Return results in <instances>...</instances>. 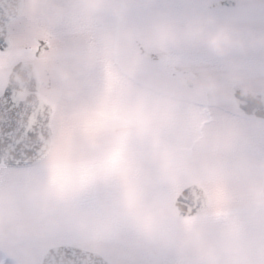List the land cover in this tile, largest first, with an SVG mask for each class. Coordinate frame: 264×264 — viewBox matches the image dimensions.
I'll use <instances>...</instances> for the list:
<instances>
[{"label":"rangeland","instance_id":"374dc122","mask_svg":"<svg viewBox=\"0 0 264 264\" xmlns=\"http://www.w3.org/2000/svg\"><path fill=\"white\" fill-rule=\"evenodd\" d=\"M153 1L134 0L130 26L147 30L161 12L174 17L200 12L264 35V13L243 8L176 11L172 6L157 10L149 6ZM184 1L185 5L198 3ZM11 29L12 46L0 52V91L12 66L23 60V47L38 30L56 40L57 52L83 50L90 63L78 70L70 55L56 54L54 65L65 63L76 74V88L69 94L64 82L52 74V88L45 95L53 107L49 154L28 167L0 165V264H39L44 250L58 244L97 251L111 264H207L200 248L216 242V225L232 226L245 240L244 264H264V195L249 190L247 168L264 163V120L242 114L223 82L233 78L260 88L264 46L220 56L205 45H147L137 39L138 45L125 42L119 55H111L102 40L103 24L80 18L52 27L35 16L31 0H25ZM140 46L161 61L145 57ZM173 67L215 80L217 89L208 104L205 92L182 87L173 76ZM169 94L181 97L182 102L169 107L163 103ZM137 105L139 114L152 115L149 128L135 123ZM124 117L133 121L128 154L137 169L143 200L133 209L127 229L113 222L123 219L126 212L122 182L102 174L84 185L78 182L79 166L102 158ZM93 120L100 121L99 126H90ZM208 165L214 173L207 170ZM61 169L68 177L63 189L54 183ZM252 176L263 179L264 170L255 168ZM189 183L204 186L209 197L216 193V198L198 214L178 217L173 199ZM218 191L231 193V198L223 195L218 200ZM49 202L58 209L59 225L40 219L43 205ZM142 208L155 219L153 232L143 230L136 219ZM193 222L208 229L205 239L199 245L183 246L178 237Z\"/></svg>","mask_w":264,"mask_h":264},{"label":"clouds","instance_id":"9594fccd","mask_svg":"<svg viewBox=\"0 0 264 264\" xmlns=\"http://www.w3.org/2000/svg\"><path fill=\"white\" fill-rule=\"evenodd\" d=\"M33 12L36 17L47 21L49 26L65 22L69 19L85 18L96 21L105 26L102 33L107 51L111 55H119L125 42L142 40L147 45H173L180 47L184 44L205 45L212 52L220 56H228L234 51L246 52L250 47L264 46V35L255 32L245 31L238 27L232 20H219L213 15L206 16L203 13L195 12L174 17L167 12L159 13L147 30H141L129 25V15L134 0H31ZM58 56L70 55L72 63L78 70L85 69L90 63V56L83 50L72 49L57 52ZM42 78H46L48 72H53L66 85L69 94H73L76 83V74L70 70L65 63L52 66L39 65L33 69ZM193 83L200 92H215L217 85L214 79L204 76L201 79H194ZM182 102V98L169 94L164 97L163 103L169 107H175ZM136 106L135 123L138 126L149 128L153 117L151 114L141 115ZM207 142V138H205ZM210 173H214L213 166H206ZM249 172L248 188L251 192L264 195V179L252 176V170L258 168L264 170V163L247 166ZM225 198H231V193H223ZM216 193L209 199L214 200ZM58 209L54 203H45L40 213L41 221L59 225L57 215ZM136 219L141 228L146 232H153L155 219L147 209H138ZM208 229L196 222L185 227L184 234L178 237L183 246L199 245L205 239ZM214 230L217 233L215 243L207 244L200 248L201 259L207 264H244L246 259V242L236 234V230L229 225H216Z\"/></svg>","mask_w":264,"mask_h":264},{"label":"water","instance_id":"95a60500","mask_svg":"<svg viewBox=\"0 0 264 264\" xmlns=\"http://www.w3.org/2000/svg\"><path fill=\"white\" fill-rule=\"evenodd\" d=\"M24 0H0V51L11 47L9 25L20 17ZM145 57H151L148 52ZM7 93V95H6ZM23 93H27L21 97ZM207 92L206 100L209 99ZM236 108L244 115L264 120V94L242 88L234 94ZM52 106L38 94L32 64L16 62L0 93V165L28 167L50 152L53 138ZM11 125V127H10ZM173 205L178 217L192 216L209 205V195L198 183L183 186ZM74 247L73 251H68ZM40 264H110L100 253L76 245L48 247Z\"/></svg>","mask_w":264,"mask_h":264},{"label":"flooded vegetation","instance_id":"af4514ba","mask_svg":"<svg viewBox=\"0 0 264 264\" xmlns=\"http://www.w3.org/2000/svg\"><path fill=\"white\" fill-rule=\"evenodd\" d=\"M152 1V0H151ZM184 1V0H183ZM181 0H154L151 8L156 7L157 10H165L171 7V10L186 9L187 11H193L198 9H209L210 11L219 12L223 9H237L243 8L248 12L264 13V0H198L195 6L185 5V1ZM163 4V5H161ZM12 25V24H11ZM12 35V29L10 26V40ZM135 44L138 45V41L135 40ZM22 49V48H21ZM140 50L146 52L145 49L140 46ZM58 51L56 40L43 30H38L31 41L25 44L23 47V62L26 64H32L33 69L39 65H48L50 68L55 64V57ZM150 54V53H149ZM150 59L161 61L155 54L150 55ZM52 74L48 72L46 78H42L35 73L38 81V93L41 97L46 98L47 92L52 88ZM173 76L180 82L183 88L189 92L193 91L196 85L193 83L194 79H201L202 74L199 72L191 71L187 68L173 67ZM228 89V95H230L231 102L234 103V94L245 90H251L264 94V84L260 88L244 85L241 81L233 78H227L223 81ZM213 92H209V98ZM207 92H205V97ZM206 99V98H205ZM208 104V101H206Z\"/></svg>","mask_w":264,"mask_h":264},{"label":"snow or ice","instance_id":"6c2138e0","mask_svg":"<svg viewBox=\"0 0 264 264\" xmlns=\"http://www.w3.org/2000/svg\"><path fill=\"white\" fill-rule=\"evenodd\" d=\"M103 115L107 116V114ZM89 124L90 126H99L100 121L93 120ZM133 134V121L127 117L122 118L120 131L108 151L99 160L80 165L78 176L80 185L88 183L101 174L106 178L122 182L125 189L126 212L124 213L123 219L117 218L113 222L119 224L124 229H127L130 225L133 209L143 202L137 169L134 167V162L128 154L129 141ZM67 179L68 177L65 171L61 169L55 174L54 183H57L63 189L66 186ZM217 199H223L222 192H217ZM73 250L74 247H69L68 249L70 252Z\"/></svg>","mask_w":264,"mask_h":264}]
</instances>
